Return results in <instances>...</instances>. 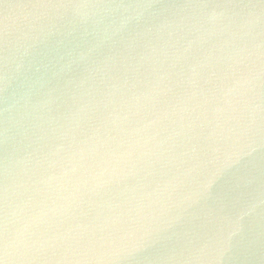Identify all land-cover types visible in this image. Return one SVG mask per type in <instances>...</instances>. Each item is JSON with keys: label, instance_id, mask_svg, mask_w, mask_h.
<instances>
[{"label": "water", "instance_id": "95a60500", "mask_svg": "<svg viewBox=\"0 0 264 264\" xmlns=\"http://www.w3.org/2000/svg\"><path fill=\"white\" fill-rule=\"evenodd\" d=\"M253 200L264 0H0V264H216Z\"/></svg>", "mask_w": 264, "mask_h": 264}, {"label": "clouds", "instance_id": "9594fccd", "mask_svg": "<svg viewBox=\"0 0 264 264\" xmlns=\"http://www.w3.org/2000/svg\"><path fill=\"white\" fill-rule=\"evenodd\" d=\"M261 204H264V200L249 201L237 214L228 219L226 228L222 231L212 249L216 264H219V261L230 250L233 238L242 233L244 220L255 214L256 209Z\"/></svg>", "mask_w": 264, "mask_h": 264}]
</instances>
